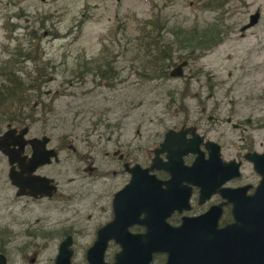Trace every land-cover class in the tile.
Returning <instances> with one entry per match:
<instances>
[{
	"label": "rangeland",
	"instance_id": "1",
	"mask_svg": "<svg viewBox=\"0 0 264 264\" xmlns=\"http://www.w3.org/2000/svg\"><path fill=\"white\" fill-rule=\"evenodd\" d=\"M217 4L213 0H47L44 4L0 0V69L24 75L25 84L33 83L38 70L46 73L45 81H38V98H32L30 107L22 105V123L30 128L29 134L53 135L58 142L66 138L82 152L86 134L92 135L90 143H94L100 140L97 135L107 131L125 133L129 139L136 129L174 125L182 118L174 111L181 104L189 108V121L199 118L196 108L212 109L213 104H220L223 113L228 108L244 113L246 103L248 114L257 109L264 116V0H218ZM23 11L26 14L21 16ZM44 14L45 28L40 27ZM255 14L256 22L242 29ZM11 23L27 30L18 26L12 34ZM32 28L38 29L35 39L25 34ZM217 33L218 44L211 46L210 34L217 41ZM154 41L163 47L166 59L172 58V65L187 61L184 79L160 78L161 73L154 72L160 65ZM25 50L30 55L20 57ZM96 69L116 76L101 79ZM3 78L0 75V83ZM182 92L190 97L180 102ZM2 124L0 132L7 127ZM49 168L55 174L54 166ZM67 168L60 164L59 170ZM64 175L59 181L62 189L75 193L79 188L80 196L86 197L77 199L81 225L92 224L84 220L88 215L103 222L104 212L88 209L87 197L103 191V179L97 177L90 187L91 179L82 180V174L70 169ZM69 179L73 184L64 185ZM24 202L9 186L0 156V225L9 224L12 234L9 258L12 264H52L59 245L52 237L60 231L59 219L66 216L55 209L26 207ZM26 217L59 221V225L44 241L29 236L30 230L26 234ZM92 240L90 234L77 236L72 264H83V249ZM116 252L110 247L106 259L112 260Z\"/></svg>",
	"mask_w": 264,
	"mask_h": 264
},
{
	"label": "flooded vegetation",
	"instance_id": "2",
	"mask_svg": "<svg viewBox=\"0 0 264 264\" xmlns=\"http://www.w3.org/2000/svg\"><path fill=\"white\" fill-rule=\"evenodd\" d=\"M40 1L44 4L47 0ZM24 14L26 12L23 11L21 16ZM43 16L44 24L40 27L45 28L47 14ZM49 23L55 26L54 23ZM11 25L12 34L18 26L23 31L27 30V27L22 24L11 23ZM37 30L32 28L29 32L27 31L26 37L37 38L39 35ZM176 65H167L168 71L162 70L161 78L164 73L169 77L170 71ZM186 67L187 64L183 70ZM97 70L103 76L110 75L108 79L116 76L115 74L113 77L110 71L106 73L100 69ZM100 78L105 77L100 76ZM175 79H184V75ZM194 96L197 97V94ZM186 97L190 95L182 92L179 101H185ZM220 108V104H213L212 109L198 107L196 111H200L199 118L189 121V108L181 104L177 111L174 110L182 115L176 124L136 129L130 133L129 139L125 138V133L107 131L103 133L104 135H97L100 140L90 143L91 139L93 140L92 135L86 134L82 142V152H78L74 144L66 138L58 142L52 134V137L45 133L29 134L30 128L28 127V132L23 138L26 143L18 155L27 171L22 174L21 179V182L25 183L23 177L27 176L28 186L25 187V193L17 194L19 188L12 183L9 176L11 172L21 171L19 163L16 160L12 162L8 155L0 152L6 168V179L15 191V196L24 199L26 207L55 209L61 212V217L66 216L65 219H59L60 231L55 233L52 239L58 240L59 245L68 244L71 254L69 264H72L75 256L77 236L90 234L93 236L92 244L83 249L85 260L83 264H87L85 253L93 245L99 229L110 225L114 220L115 195L130 184H133L132 195H135V199L128 197L122 200L121 198L118 204L120 209L138 208L143 211L145 206H154L155 209L167 215L165 224L172 228H178L185 219L202 218L207 213L214 216L218 210L220 216L215 224L218 229H223L234 222L231 214L233 200L253 198L260 190L264 192V116H259L257 109L248 114L245 111L248 110L246 103L243 107L244 113L234 108H228L223 113ZM23 126H13L16 128L14 135H18ZM43 136L49 137L46 148L53 150L54 158H51L50 163L38 165L33 169L30 164L33 158V148L29 140ZM12 148H17V146L11 145L10 149ZM68 152H71L72 156L67 154ZM99 154H102V158L96 157ZM60 164H67L69 168L60 172ZM51 166H54L55 174L51 172L49 168ZM70 169L76 174H82V180L90 178V187L94 181L96 182L97 177L103 179L101 183L103 191L96 196L92 194L87 196L90 198L88 209H101L104 212L103 222L99 220L98 223L97 217L88 215L84 220L91 221L92 224L82 226L81 220L76 217L80 214V203L77 199L86 197L80 196L82 191L78 190L79 188H75L73 190L75 193H72L71 190L62 189L61 182L59 183L63 176H66L65 172H69ZM42 177L50 181H45L41 179ZM72 181L69 179L64 185L73 184ZM260 184L262 187L259 188ZM81 189H84V186ZM102 203L105 206L101 205ZM139 219L143 220V215H140ZM59 221L52 223L42 218L26 217L23 220V228L25 232L30 230L33 233L30 235L29 232V236L42 237L44 241H48L58 228ZM127 230L134 235L144 234L146 229L136 223ZM44 231L47 234L44 235ZM37 232L40 234H34ZM11 236L9 224L0 225V254L4 256L5 264H12L9 258L12 252L10 253L8 248L11 244ZM112 246L120 250V245L111 240L106 252ZM113 257L108 261L105 256V262L112 264ZM35 259L32 257L30 261L35 262ZM165 260L166 255L158 253L152 256L149 264H165Z\"/></svg>",
	"mask_w": 264,
	"mask_h": 264
},
{
	"label": "water",
	"instance_id": "3",
	"mask_svg": "<svg viewBox=\"0 0 264 264\" xmlns=\"http://www.w3.org/2000/svg\"><path fill=\"white\" fill-rule=\"evenodd\" d=\"M258 19L257 14L243 28L251 27ZM245 30V29H244ZM183 61L170 71V78L182 77ZM28 127H22L18 135L16 128H8L0 133V152L8 155L12 162H18L21 171L10 173L12 183L19 188L17 194H24L27 176L21 182L25 165L21 164L18 155L23 150L26 141L23 140ZM33 148L31 167L51 162L54 158L52 149H47L48 136L29 140ZM17 148L10 149V146ZM32 169V170H33ZM31 170V169H29ZM29 173V171H28ZM45 181H50L45 177ZM133 181V173L131 183ZM133 184L117 193L114 200L113 221L110 225L99 229L93 245L87 250V264H108L105 262L106 249L109 241L120 245L115 253L112 264H149L152 256L158 253L166 255L165 264H264V192L260 190L253 198H238L233 200L231 214L233 223L226 228L218 229L215 221L220 216L219 211L202 218L185 219L178 228L165 224L166 214L154 206H145L142 211L138 208L126 209L118 207L119 201L132 197ZM130 187V188H129ZM262 187L261 184L259 188ZM50 188H54L50 186ZM214 212V211H213ZM143 215V220L139 216ZM213 221V223H211ZM140 224L144 234L132 235L127 228ZM67 245V246H66ZM71 258L68 244H60L54 264H69ZM0 264H5L4 256L0 254Z\"/></svg>",
	"mask_w": 264,
	"mask_h": 264
},
{
	"label": "trees",
	"instance_id": "4",
	"mask_svg": "<svg viewBox=\"0 0 264 264\" xmlns=\"http://www.w3.org/2000/svg\"><path fill=\"white\" fill-rule=\"evenodd\" d=\"M213 2H216L217 4L218 0H213ZM217 5H215V7H217ZM210 35L212 36L210 41H214L213 45L211 46L217 45L219 40V33H217L218 35L217 41L213 36L214 34H210ZM33 39H35V37ZM154 42L156 45L155 47H156L157 55H159L160 57V65H161V67L160 65L156 67L158 71H154V72H157V75L159 76V74L162 72V67L167 65H172L171 64L172 58L169 57L168 59H166V55L163 50V47L162 46L159 47L157 42L156 41ZM167 47L170 49L169 46ZM19 55L20 57H25V56L28 57V55L30 54L28 53V50L27 51L25 50V52L20 51ZM97 74L102 78L110 77V75L103 76L98 70L96 71V75ZM0 75L4 76L2 82L0 83V124L2 123H3L2 125L7 124V126H14L19 123L23 124L22 122L24 121L25 117H23L22 105L25 103L24 104L25 108L32 106L31 105L32 98H38L39 95L37 92H40V86H38V81L40 82L45 81L44 76L46 75V73L43 70L41 71L38 70L37 77L34 78V80H32L33 83H27V84H25L24 82V78H23L24 75L17 76L16 71L12 69L8 70V68L1 67ZM163 77L166 78L167 74L164 73ZM31 92H34L36 97Z\"/></svg>",
	"mask_w": 264,
	"mask_h": 264
}]
</instances>
